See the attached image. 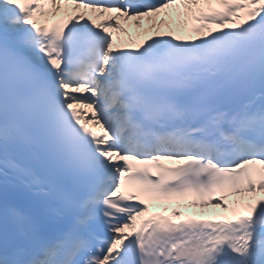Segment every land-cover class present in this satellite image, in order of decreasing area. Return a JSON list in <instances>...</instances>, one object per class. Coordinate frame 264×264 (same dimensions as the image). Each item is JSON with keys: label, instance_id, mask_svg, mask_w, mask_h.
<instances>
[{"label": "snow or ice", "instance_id": "snow-or-ice-1", "mask_svg": "<svg viewBox=\"0 0 264 264\" xmlns=\"http://www.w3.org/2000/svg\"><path fill=\"white\" fill-rule=\"evenodd\" d=\"M261 194L264 0H0V264H264Z\"/></svg>", "mask_w": 264, "mask_h": 264}, {"label": "bare ground", "instance_id": "bare-ground-1", "mask_svg": "<svg viewBox=\"0 0 264 264\" xmlns=\"http://www.w3.org/2000/svg\"><path fill=\"white\" fill-rule=\"evenodd\" d=\"M162 16L163 14H161V17ZM98 19H100V17H98ZM163 19L165 20V24L158 25L159 27L167 29L170 26L173 30L175 28L184 30L183 23H182L183 17H180L175 9H172L171 12H169V15L167 16L164 15ZM120 23L123 25L124 28L128 29V31L127 33H124V32H120L119 30H115L117 33L116 41L118 45H121V44L130 45L137 38L139 39L144 36H147L149 34V29L152 28V22L149 21L147 18L142 19L140 26L135 25L130 20L123 21V19H121ZM176 25L179 26V28H177ZM229 205H231V203ZM215 209L216 208H211V207L205 208V209H201L199 213L205 217L211 216L215 218H225L229 215L230 216L232 215L230 211H225L223 209L214 211ZM139 218L140 217H138L137 220Z\"/></svg>", "mask_w": 264, "mask_h": 264}, {"label": "rangeland", "instance_id": "rangeland-1", "mask_svg": "<svg viewBox=\"0 0 264 264\" xmlns=\"http://www.w3.org/2000/svg\"><path fill=\"white\" fill-rule=\"evenodd\" d=\"M128 44V43H127ZM121 45H126V44H121Z\"/></svg>", "mask_w": 264, "mask_h": 264}]
</instances>
